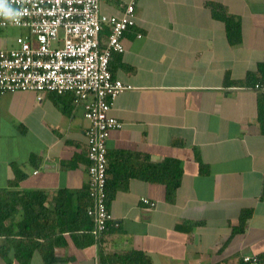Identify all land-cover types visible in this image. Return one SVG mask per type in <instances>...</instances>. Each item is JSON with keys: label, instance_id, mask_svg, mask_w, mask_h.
<instances>
[{"label": "crops", "instance_id": "crops-1", "mask_svg": "<svg viewBox=\"0 0 264 264\" xmlns=\"http://www.w3.org/2000/svg\"><path fill=\"white\" fill-rule=\"evenodd\" d=\"M131 1L100 0L101 12L121 16ZM214 4L239 19L241 43H229ZM23 34L0 27V50ZM123 45L110 68L131 89L112 103L123 128L109 134V164L123 156L135 164L139 154L152 163L177 159L181 186L169 202L165 185L130 179L108 204L112 220L101 244L86 230L66 232L49 264H99L101 250L143 253L152 264H244L246 255L264 262V82L237 84L264 62V0H138ZM89 125L72 94L0 93V188L19 170L21 191L50 201L67 191L75 221L79 203L91 204ZM0 264H7L1 256ZM30 264L47 263L37 252Z\"/></svg>", "mask_w": 264, "mask_h": 264}, {"label": "built area", "instance_id": "built-area-1", "mask_svg": "<svg viewBox=\"0 0 264 264\" xmlns=\"http://www.w3.org/2000/svg\"><path fill=\"white\" fill-rule=\"evenodd\" d=\"M132 0L123 15L101 12L100 0H12L21 10L19 23L0 17L1 28L25 31L10 49L0 50V93L33 92L72 94L84 107L87 130L88 187L92 235L97 246L108 231L112 215L106 185L107 141L123 123L110 114L112 103L131 89L111 71L114 53H124L123 37L136 26V4ZM108 30L106 41L103 39ZM143 203L155 207L149 199ZM244 264H264L258 255H246Z\"/></svg>", "mask_w": 264, "mask_h": 264}, {"label": "trees", "instance_id": "trees-1", "mask_svg": "<svg viewBox=\"0 0 264 264\" xmlns=\"http://www.w3.org/2000/svg\"><path fill=\"white\" fill-rule=\"evenodd\" d=\"M211 6L214 17L226 25L229 43H241L242 28L239 19L229 14L222 5ZM263 82L264 62L259 65L257 72H249L246 79L237 84L246 88H259ZM259 119L264 129V96L259 102ZM136 158L139 161L135 164H129L127 156L109 164L106 185L108 204L115 199L119 190L128 188L132 178L165 185L167 200L174 202L184 174L181 161L171 158L162 163H152L149 156L140 154ZM24 178L25 174L18 170L9 187L0 188V238L5 240V244L0 247V256L7 264H30L37 252L42 255L45 263H52L55 261V248L59 246V240L64 239L66 232L83 229L86 230L85 238L92 239L93 224L87 213L91 204L86 206L79 203L73 221L71 197L67 191H60L50 201L44 192L21 191L19 184ZM79 221L84 226L80 223L78 225ZM99 259V264H152V260L143 253L107 255L101 250Z\"/></svg>", "mask_w": 264, "mask_h": 264}, {"label": "clouds", "instance_id": "clouds-1", "mask_svg": "<svg viewBox=\"0 0 264 264\" xmlns=\"http://www.w3.org/2000/svg\"><path fill=\"white\" fill-rule=\"evenodd\" d=\"M21 10L13 7L12 0H0V17L15 23H19Z\"/></svg>", "mask_w": 264, "mask_h": 264}]
</instances>
